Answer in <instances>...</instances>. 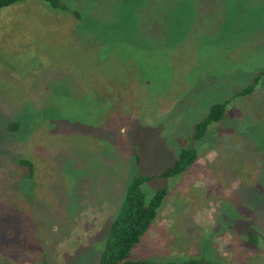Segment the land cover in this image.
Listing matches in <instances>:
<instances>
[{
    "label": "rangeland",
    "instance_id": "rangeland-1",
    "mask_svg": "<svg viewBox=\"0 0 264 264\" xmlns=\"http://www.w3.org/2000/svg\"><path fill=\"white\" fill-rule=\"evenodd\" d=\"M60 2L0 8V264H99L133 173L183 148L195 165L143 185L168 195L131 258L264 264V75L238 95L264 70V0Z\"/></svg>",
    "mask_w": 264,
    "mask_h": 264
},
{
    "label": "trees",
    "instance_id": "trees-1",
    "mask_svg": "<svg viewBox=\"0 0 264 264\" xmlns=\"http://www.w3.org/2000/svg\"><path fill=\"white\" fill-rule=\"evenodd\" d=\"M22 1H40L49 5L55 10L65 11L66 6H63L60 0H0V8L13 3ZM264 75V70H261L256 75L255 81H252L248 87L238 92V95H247L252 93L256 85ZM230 100L216 103L207 116L201 120L195 127L192 134V140H202L213 124L223 120L228 113L227 106ZM198 153L194 148H183L177 155V158L171 166L156 175H141L133 173L129 183L124 202L118 211L111 226V232L106 242L99 264H214L203 256L186 257L181 260L161 263L149 259H132L131 251L139 242L141 237L149 230L152 222L158 215V210L165 201L168 190L163 187L156 191L150 202H146V194L143 189L144 183L152 180L155 177L170 179L186 172L191 166L197 163ZM138 167H140V155H135ZM23 165L29 167L33 173V163L28 160H21ZM30 172V173H31Z\"/></svg>",
    "mask_w": 264,
    "mask_h": 264
}]
</instances>
